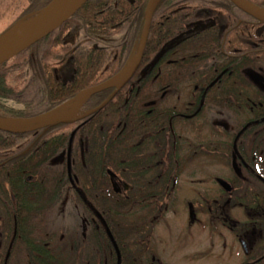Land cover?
<instances>
[{"label": "trees", "instance_id": "trees-1", "mask_svg": "<svg viewBox=\"0 0 264 264\" xmlns=\"http://www.w3.org/2000/svg\"><path fill=\"white\" fill-rule=\"evenodd\" d=\"M51 1L26 0L27 5L8 29L39 12ZM147 1L87 0L70 19L51 34L10 61L1 64L0 118L40 116L73 99L83 90L97 86L117 75L138 43ZM246 1L264 10V0ZM136 2L141 3V5L138 3L140 6L137 12L133 8ZM226 4L230 5L228 0H160L152 17L139 68L137 67L127 85L120 91L117 90V93L112 95V98L110 97L111 99L100 110L70 123H60L31 131L10 132L0 129V264H87L88 246L91 242L90 229L86 224L89 216L95 218L98 227L101 228L100 233L97 231L94 233L97 240L94 239L93 243L95 247L102 249L101 257L96 259V256H93L95 261L98 260L96 264H103L105 260L106 264H116L118 252L121 254V259L130 257L128 247L135 244L134 238H130L134 231L130 228L126 235H121L119 217L122 214H136L137 202L127 201L123 204L118 197H114L107 208L104 203L91 204L86 199L77 202H66V200L71 199L72 190L76 185L86 187L87 179L93 174H100L104 178L107 176V172L103 170L105 161L94 157H103L106 151L102 149L111 146L108 132L112 130L113 125L115 133L122 130H120L119 118L115 116L123 117L124 114H131L134 110L129 111L127 107L139 105V99H143L141 95L138 99L135 94H131L126 105L123 106L122 102V99L127 96L130 84L153 82L158 72L156 66L152 65L158 53L161 52L160 61L174 60L173 63L172 61L168 63L169 68L173 69V81H177L180 77L185 82L200 85L204 82L203 74L198 71L200 66L196 67V63L200 62L203 66L206 63L208 68L213 66L216 69L215 62L224 56L225 51L229 55L234 52V49L224 47L225 44H231L224 37L236 35L235 32H231L232 29H236V23H224L228 16L225 14L219 16L220 11L230 12L224 9ZM232 9L237 12L243 22L245 19H252L258 25H263L238 10L237 7L232 6ZM205 18L215 20L202 29V20ZM235 18L231 16L230 19L235 21ZM170 24L180 25L179 34L189 38V42L180 43L176 49L182 52L187 51V54L178 52L175 55H179L178 57L167 56V58L165 48L173 42L168 39H165V48H161L155 54V45L160 42L154 39V36L160 33L173 34L168 27ZM243 24L245 23H240L239 27ZM203 34L222 35V38L204 41L200 38ZM252 43L250 45L253 48H248L247 40L241 42V39H238L237 53L241 56L252 49L253 61L256 63L264 57V31L256 33ZM182 45H185L186 49ZM216 50L223 51V54H217ZM153 51L154 54L151 56ZM184 61L187 68L182 67ZM224 61L229 62L225 64V67L230 66V60ZM9 62L12 63L8 65ZM239 71L241 76L240 68ZM15 72H19L23 84L15 87L8 86L6 76ZM252 72L256 78L254 82L261 80L257 71ZM160 77L163 75L161 74ZM112 90L114 89H105L92 94L85 102L83 110L87 106L88 110L96 108ZM121 93L122 96L119 98ZM194 95L195 97L190 95V99L193 100L190 107L192 110H196L199 106V95L197 93ZM115 103L117 105L113 106ZM119 106L122 107L121 110L114 112L115 107ZM194 111H191V114ZM174 113H176L175 110ZM135 114L145 115L143 111ZM200 114L201 112L197 115ZM107 115L114 117L108 119ZM124 120L122 119V122ZM127 123H130L128 129L130 136L150 129L136 125L134 117L128 119ZM114 145L118 148L119 140ZM69 147L75 148L77 153V160L75 164L72 162L71 169L72 178L79 181L77 184L75 181H70L65 165L63 168L59 167L60 148H62L60 153L65 154ZM80 147L86 150L98 149L90 152L93 158L79 161ZM94 161L97 170L88 166ZM63 163H65L64 160H62ZM30 177H33L31 181H27ZM59 181L63 186L61 194L58 192ZM112 194L115 196L113 192ZM147 205L150 206V204ZM92 207L95 212H103L104 215L99 217L97 214H87ZM110 209L114 210L115 214H112ZM57 210L61 214H57ZM79 211L84 212L88 219L86 218L85 229L80 235L78 234V237H76L75 229L73 230L71 239V243L75 246L73 254L56 253L58 250L53 249L52 244L57 239L56 230L54 231L56 222L58 224L59 221L60 229L64 230L66 229L64 221L67 216L77 214ZM129 217L127 223L130 221ZM107 231L111 232V238ZM136 234L139 239L141 234ZM60 235L62 236V252L72 250L70 248L72 244L68 245V239L64 238L68 234L61 232ZM85 254L88 255L85 256ZM72 258L74 261L70 262Z\"/></svg>", "mask_w": 264, "mask_h": 264}, {"label": "flooded vegetation", "instance_id": "flooded-vegetation-1", "mask_svg": "<svg viewBox=\"0 0 264 264\" xmlns=\"http://www.w3.org/2000/svg\"><path fill=\"white\" fill-rule=\"evenodd\" d=\"M148 1L145 7H147ZM138 3L140 2H136V5L133 6L136 12L139 11L137 8L141 5ZM229 3L231 6L226 4L224 9L230 10V12L220 11L219 16L224 14L228 16L223 21L224 23H236V29L231 31L235 32L236 35L231 34L224 37L231 42V44H225L224 47L234 49V52L229 55L225 51L224 56L215 62L217 63L216 69L213 66L208 68L206 63L204 66L200 62L196 63V67L199 68L200 66L198 71L203 74L204 82L200 85L185 82L180 77L177 81H173V69L169 68L168 63L171 61L173 63L174 60L164 59L162 62L159 59L161 52L160 54L158 52L161 48H165V39L173 41L170 46L165 48V52L167 50L166 57L171 58L178 57L179 55L175 56L176 53L182 52L176 50L180 43L189 42L188 37L179 34L180 25H168L173 34L164 35L160 33L154 36V39H158L160 42L155 45L154 51L158 55L154 58L152 65L156 66L158 74L151 83H132L129 85L127 96L122 99L123 106L129 101L131 94H135L138 99L141 95L143 99H139V105L127 107L129 111L134 110L131 114H124L123 117L115 116L119 118V124H121L119 126L122 130L115 133L113 130L115 126L113 125L112 130L108 132L111 146L102 149L106 151L103 157H94L95 159L102 158L105 161L104 169L101 168L107 172V176L104 178L100 174H93L87 179L85 188L83 185H76L72 190L71 199L66 200V202H77L86 199L91 204L95 202L104 203L107 208H109V202L114 197H118L123 204L127 201L137 202L136 227L132 228L134 233L141 234L136 243L138 245L136 252L139 254L148 250L144 247L145 241L142 235H149L150 238L152 233L149 231L154 228L153 223L159 212V203L172 202L171 200L176 199L178 193L180 194V192H175L182 175L180 174L181 171L185 172L192 167L202 169V165L206 163V158L211 157L218 166H224L227 170L226 174H221L213 179L215 182L213 185L216 186V191L220 193L212 200L215 205L218 204L216 206L218 211H212L211 207L209 210V215L215 222V229L212 226L213 220L211 222L205 220L206 211L195 212V209H192V204L188 206L187 217L193 223L192 225L198 223V227L200 224L202 229L206 225L211 228V240H207V248L202 246L196 252L192 249L187 250L190 252L188 253V260L191 261L188 264L195 262L200 264H213L215 262L217 264L224 262L227 264H264V57L254 63L253 50L251 49L240 56L237 53L236 44L238 39H241V42L247 40L248 48H251L250 43L253 42L255 34L264 31V22L252 16L250 17L263 25H258L252 19H245L243 22L242 18L238 17L237 12L232 9L234 5L230 1ZM231 16H235L236 20L230 19ZM214 20V18L203 19L202 29L208 23H213ZM143 21L144 16L141 30ZM240 23L245 24L239 27ZM200 38L206 41L220 39L222 35L203 34ZM182 46L186 49L185 45ZM154 51L151 52V56ZM215 52L220 55L223 54V51L216 50ZM187 53V51L182 52V54ZM239 57L242 58L239 59ZM183 59L185 60V58ZM224 60H230L232 65L225 67V64L229 62L225 63ZM188 62L190 63V60ZM182 67H188L185 61ZM239 68L242 70L241 76H239ZM252 71H257L261 80L254 82L256 78ZM161 74L163 77H160ZM127 83L118 91L123 89ZM138 89L140 90L138 91ZM197 90L200 91L197 92ZM116 91L114 89L108 93L103 102L106 101L107 103L112 95L117 93ZM196 93L199 95V106L194 111L190 108L193 101L190 99V95L195 97L194 94ZM121 96L122 93L119 98ZM116 105V103L113 104V106ZM96 108L88 110L89 107L87 106L84 108L85 111L82 109L79 113L81 117L78 119L95 113L102 107L92 111ZM121 108L120 106L115 107L114 112L118 109L121 110ZM127 108L124 109L128 111ZM140 111H143L145 115L135 114ZM191 111H194L193 114ZM199 112L201 114L197 115ZM112 117L114 116L107 115L108 119ZM131 117H134L136 125L150 129L130 136L128 130L130 123L128 124L127 120ZM122 119H125L124 122ZM118 140L120 146L117 148L114 144ZM97 149L86 150L84 147H80L79 161L93 158L90 152ZM61 151L62 148H60L58 155L59 167L63 168L65 165L70 181H75L77 184L79 181L71 176L72 162L75 164L77 160L75 148H67L65 154L60 153ZM62 160L65 163L62 164ZM200 161L202 163L199 164ZM88 166L97 170L95 161ZM68 167H70V171H68ZM59 182L58 192L61 194L63 186L61 181ZM199 197L204 199V205L206 202L210 203L204 193L201 194L200 192ZM228 206H230V210H227ZM110 211L112 214L114 213V210L110 209ZM87 214H97L99 217L104 215L103 212H95L93 207ZM119 215L121 216V214ZM132 215L134 214H122L119 217L121 219L119 220L121 235H126L129 231V227H126L127 218ZM202 216L204 222H202ZM199 218H202L201 221ZM196 219L199 221L195 222ZM86 224L90 229L89 237L91 240L88 249L90 252H94V233L95 231L100 233L101 228L98 227L95 218H90V216ZM189 229L193 230L190 227ZM107 233L111 238V232L107 231ZM195 240L193 239L194 242ZM61 243L62 236L58 235L59 251H62ZM214 246H216L215 253L212 251ZM74 247L73 244L70 248L73 249ZM93 256L89 255L87 264L98 263V260L95 261ZM151 261L162 264L159 258L153 257ZM103 264H106V260Z\"/></svg>", "mask_w": 264, "mask_h": 264}, {"label": "rangeland", "instance_id": "rangeland-1", "mask_svg": "<svg viewBox=\"0 0 264 264\" xmlns=\"http://www.w3.org/2000/svg\"><path fill=\"white\" fill-rule=\"evenodd\" d=\"M26 5V0H0V34H2L8 29V27L15 21L19 13ZM28 19H30V17L22 20L21 22L27 21ZM135 51L137 50L135 49ZM11 63L12 62H9L8 65H10ZM6 83L8 86L12 87L21 86L23 84L22 78H20L19 76V72L8 74L6 76ZM77 116L81 117L79 116V114ZM200 163L202 162L200 161L199 164ZM202 169H200V167H192L190 170L188 169L185 172L181 171L180 174L182 175L179 178V185L177 186L175 192H180V194L178 193L177 198L172 199V202L164 201L159 203V212L157 217L154 219L153 223L154 228L149 231L150 233H152L150 235V238L149 235H142V238L145 241L144 247L148 249L147 252H143L142 254L136 252V249L138 247V245H136V243L138 242V235L136 233H133L130 238H134L135 244L130 245L128 247V252H130L132 256H130L128 259L123 257L121 259V264H156L155 262L152 263L151 261L153 257L159 258L162 264H188V262L191 263V261L188 260V253H190L189 251L187 252L188 249H192L194 250V252H196L202 246L207 248V240H211V228L208 227L209 225H206L205 228L202 229V227H200V224L198 227V223L192 225L193 223L187 217L188 206L192 204L194 207H192V209H195V212L206 211L207 216H205V220L209 222L213 220L212 226L215 229V222L214 219H212V217L209 215V210L211 207L212 211H218L216 207L218 204L215 205L212 200H214L217 195H220V193L219 191H216L217 189L216 186L213 185L215 184L213 179H215L216 176H219L221 174H226L227 170L224 166H218L214 162V159L211 157L206 158V163L202 165ZM32 178L33 177H31V179ZM194 185L195 188H193ZM200 192L201 194L204 193L206 195V198L208 199V201L210 200V203L206 202V204L204 205V199L199 197ZM228 209L230 210V206H228L227 210ZM56 212L57 214H61L58 213V210ZM137 216H139V214H137ZM141 216H143V214H141ZM87 217L88 216H86L85 213L82 211H79L77 214H72V216H67V219H65L64 221V226L67 229H64L65 231L60 229V222L58 221V224L56 222V225L54 226V231L56 230L55 236L57 239L54 240L52 243L53 249L57 248L58 250V252L56 253L60 254L61 252L65 255L73 254L72 252L74 251V248L69 251H59V246H57L58 234L59 236L61 232L63 234H68L63 237L65 239H68V245L72 244L71 239L73 235V230L75 229V231L77 232L76 237H78V234L80 235L82 233V230L85 229V222L88 219ZM202 218V222H204V217L202 216ZM202 218H199L200 221ZM199 219H196L195 222L199 221ZM129 220L130 221L127 223L126 227H129L130 230V228L134 227L133 224L135 225V214L130 216ZM189 227L193 228V230L191 231ZM193 239H196L195 242L193 241ZM212 251L215 253L216 246L212 247ZM101 252V248L95 247V251H89L88 254L90 256H93L94 254V257L96 256V258H99L102 255ZM88 254H85V256ZM69 261H74V258L70 259ZM77 262L78 261H76V263ZM194 264L200 263L195 262ZM213 264L217 263L215 262ZM220 264H227V262Z\"/></svg>", "mask_w": 264, "mask_h": 264}, {"label": "water", "instance_id": "water-1", "mask_svg": "<svg viewBox=\"0 0 264 264\" xmlns=\"http://www.w3.org/2000/svg\"><path fill=\"white\" fill-rule=\"evenodd\" d=\"M158 1L159 0H149L148 1L147 7L144 13V21H143V26L141 30L140 40L136 46L138 60L125 81H123L121 84H118V85L112 83V81L121 73V71L124 69L126 65L113 78L97 86H93L91 88L83 90L78 95H76L73 99L61 104L60 106H58L57 108L53 109L52 111L48 113H45V114H42L36 117H31V118H0V129L5 130V131H10V132H25V131H31V130L41 128V127L54 126L60 123L73 122L75 119L78 118L77 116L78 113L81 111L83 105L85 104L87 99L92 94L105 90V89H116V90L120 89L132 77L133 73L135 72V70L137 69L141 61L143 51L145 48V44H146V40L148 37L149 29H150V23H151L153 11ZM229 1L242 12L248 14L249 16L256 18L257 20L264 22V17H261L256 13V11L264 13V10L256 8L255 6L251 5L246 0H243L244 3H242L239 0H229ZM86 2L87 0H52L46 7L41 9L39 12L34 13L32 16H30V19H28L27 21L21 22L22 21L21 20L20 21L21 23L18 22L15 25H13L10 29H8L7 31H5L3 34L0 35V65L5 62L10 61L11 59H13L15 56H17L21 52L25 51L26 49H28L29 47H31L32 45H34L41 39L51 34L58 27H60L63 23H65L68 19H70ZM22 23L23 24L25 23L26 25H23V27L18 28L20 25H22ZM17 28L18 30L16 31ZM78 97H81L80 106L78 107V110L71 115V117L61 118L53 122L40 124V121L43 117L55 111L56 109L60 108L64 104L75 100ZM104 104L105 103L100 105L95 110L101 108ZM95 110H92V111H95ZM2 121L29 122V123H34L35 126L29 129H24V130H9L1 126ZM68 164H69V160H68ZM68 171H70V167H68ZM30 180H31V177L28 178V181ZM222 184H225V183L222 182ZM114 247L117 250V247L116 246ZM117 258H118L117 264H120L121 259H120L119 253H118Z\"/></svg>", "mask_w": 264, "mask_h": 264}, {"label": "bare ground", "instance_id": "bare-ground-1", "mask_svg": "<svg viewBox=\"0 0 264 264\" xmlns=\"http://www.w3.org/2000/svg\"><path fill=\"white\" fill-rule=\"evenodd\" d=\"M239 1H241L242 3H244L243 0H239ZM256 13L259 16L264 17V13L258 12V11H256ZM23 25H26V24L25 23L24 24L22 23V25H20L18 28L23 27ZM18 28L16 29V31L18 30ZM137 60H138V54L135 51L131 55V58L127 62V64L124 67V69L112 81V83L118 85V84H121L123 81H125L126 78L128 77V75L131 73V70L133 69V67L136 64ZM80 102H81V97H78L75 100H73V101H71L69 103L64 104L60 108L56 109L55 111H53V112L49 113L48 115H46L45 117H43L41 119V121H40V124L53 122V121H55L57 119H61V118L71 117V115L78 110V107L80 106ZM1 126L4 127V128H6V129H9V130H24V129H29V128L34 127L35 124L34 123H29V122H18V121H15V122H12V121H2L1 122Z\"/></svg>", "mask_w": 264, "mask_h": 264}]
</instances>
